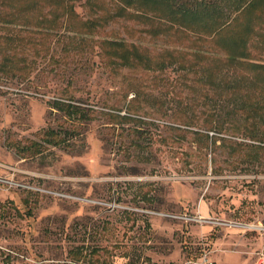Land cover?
<instances>
[{
    "label": "rangeland",
    "instance_id": "obj_1",
    "mask_svg": "<svg viewBox=\"0 0 264 264\" xmlns=\"http://www.w3.org/2000/svg\"><path fill=\"white\" fill-rule=\"evenodd\" d=\"M243 2L0 0V264H264ZM183 3L202 16L172 22Z\"/></svg>",
    "mask_w": 264,
    "mask_h": 264
},
{
    "label": "trees",
    "instance_id": "obj_2",
    "mask_svg": "<svg viewBox=\"0 0 264 264\" xmlns=\"http://www.w3.org/2000/svg\"><path fill=\"white\" fill-rule=\"evenodd\" d=\"M245 1V0H244ZM237 2L238 3H245V2H243V0H237ZM251 3V2H250ZM198 4H201V2H199ZM182 5H185V7L183 6H181V7H173V5L171 4V8H172V22H175V23H181V24H183L184 23V21L188 18V19H191V18H195V19H198L197 17L198 16H202V15H199L198 13H196V11H194V9L195 8H193V7H190V8H187V4L186 3H183ZM170 8V9H171ZM176 9V10H175ZM212 13V12H211ZM206 15H208V14H206ZM210 15V14H209ZM210 17H211V15H210ZM218 24V23H217ZM187 27L188 28H190L189 27V25H187ZM1 66H4L3 64L1 65ZM57 133L56 132H54V131H52V132H49L48 134H47V136L48 137H50V136H55ZM51 138V137H50Z\"/></svg>",
    "mask_w": 264,
    "mask_h": 264
},
{
    "label": "built area",
    "instance_id": "obj_3",
    "mask_svg": "<svg viewBox=\"0 0 264 264\" xmlns=\"http://www.w3.org/2000/svg\"><path fill=\"white\" fill-rule=\"evenodd\" d=\"M184 264H208L205 262V259L202 260L201 259H198L197 261H193V260H186L184 261Z\"/></svg>",
    "mask_w": 264,
    "mask_h": 264
}]
</instances>
